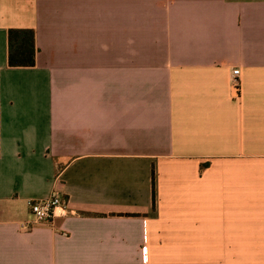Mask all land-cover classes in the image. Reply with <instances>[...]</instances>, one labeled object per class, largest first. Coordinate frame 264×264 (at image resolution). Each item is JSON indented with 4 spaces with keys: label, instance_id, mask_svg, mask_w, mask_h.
<instances>
[{
    "label": "crops",
    "instance_id": "0c3cea01",
    "mask_svg": "<svg viewBox=\"0 0 264 264\" xmlns=\"http://www.w3.org/2000/svg\"><path fill=\"white\" fill-rule=\"evenodd\" d=\"M0 264H264V0H0Z\"/></svg>",
    "mask_w": 264,
    "mask_h": 264
},
{
    "label": "built area",
    "instance_id": "2783aa9c",
    "mask_svg": "<svg viewBox=\"0 0 264 264\" xmlns=\"http://www.w3.org/2000/svg\"><path fill=\"white\" fill-rule=\"evenodd\" d=\"M240 71L233 73L232 83L238 87ZM31 219L23 222L22 227L34 228L40 225H48L55 218L67 216L69 202L65 200L59 193H54L46 200H30L28 202Z\"/></svg>",
    "mask_w": 264,
    "mask_h": 264
},
{
    "label": "trees",
    "instance_id": "16d2710c",
    "mask_svg": "<svg viewBox=\"0 0 264 264\" xmlns=\"http://www.w3.org/2000/svg\"><path fill=\"white\" fill-rule=\"evenodd\" d=\"M8 65L31 68L36 65L37 47L34 30H10Z\"/></svg>",
    "mask_w": 264,
    "mask_h": 264
}]
</instances>
